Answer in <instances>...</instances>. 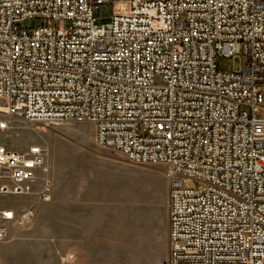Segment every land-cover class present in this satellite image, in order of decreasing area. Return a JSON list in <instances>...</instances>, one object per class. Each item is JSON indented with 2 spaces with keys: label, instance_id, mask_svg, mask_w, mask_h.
<instances>
[{
  "label": "built area",
  "instance_id": "obj_1",
  "mask_svg": "<svg viewBox=\"0 0 264 264\" xmlns=\"http://www.w3.org/2000/svg\"><path fill=\"white\" fill-rule=\"evenodd\" d=\"M0 101V135L89 123L100 148L166 167V264H264V0H0ZM46 158L0 143V197L31 195ZM15 220L0 210V243Z\"/></svg>",
  "mask_w": 264,
  "mask_h": 264
},
{
  "label": "rangeland",
  "instance_id": "obj_2",
  "mask_svg": "<svg viewBox=\"0 0 264 264\" xmlns=\"http://www.w3.org/2000/svg\"><path fill=\"white\" fill-rule=\"evenodd\" d=\"M111 19L110 5L100 6L95 12L97 27H107ZM35 26L33 21L24 25ZM216 65L231 72L240 68L241 61L218 56ZM0 117L4 115L0 113ZM0 143L17 151L41 146L47 155L45 166L38 172L40 182L31 195L0 197V210L12 209L16 214V220L7 225L8 237L0 243V264H82L81 259L60 256L64 246L57 249L58 243L49 241L48 236L35 239L34 214L46 204L37 193L45 177L51 180V201L47 204H82L98 199L105 213L104 225L115 223L120 245L116 257L105 258L102 264H166V167L132 164L122 153L100 148L95 128L89 123L47 125L15 119L0 135ZM187 186L193 184L188 182Z\"/></svg>",
  "mask_w": 264,
  "mask_h": 264
},
{
  "label": "crops",
  "instance_id": "obj_3",
  "mask_svg": "<svg viewBox=\"0 0 264 264\" xmlns=\"http://www.w3.org/2000/svg\"><path fill=\"white\" fill-rule=\"evenodd\" d=\"M93 200L95 202L82 204L69 201L40 205L34 214L35 239L48 236L49 241L58 243L57 249L64 246L60 256L65 254L66 258L81 259L82 264H102L101 260L105 258H115L120 245V241H116L115 223L111 222L108 227L104 225L101 203L98 199Z\"/></svg>",
  "mask_w": 264,
  "mask_h": 264
}]
</instances>
